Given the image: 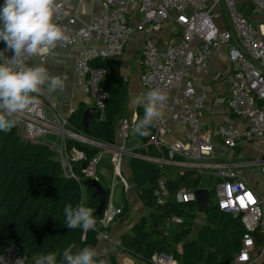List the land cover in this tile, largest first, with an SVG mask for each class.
I'll list each match as a JSON object with an SVG mask.
<instances>
[{"label":"built area","instance_id":"1","mask_svg":"<svg viewBox=\"0 0 264 264\" xmlns=\"http://www.w3.org/2000/svg\"><path fill=\"white\" fill-rule=\"evenodd\" d=\"M93 1L102 6L98 19L78 28L69 17L72 0H56L59 9L56 22L64 28L69 40L59 43L47 55L80 47L76 74L84 85L85 94L93 100L92 107L98 111L96 120L99 122L105 121L109 94L101 86L105 71L92 66L94 60L118 61L126 45L139 33H158L167 23L172 24L171 41L167 47L160 48L146 41L141 51L142 88L146 93L159 87L168 96L164 116L150 127L154 130L150 142L128 145L138 121L129 117L120 121L115 142L90 138L83 131L75 130L69 120L47 109L41 100L34 111L21 115L16 126L18 132L25 140L43 143L54 151L64 174L75 179L84 189L86 181L97 180V169L105 152L112 153L115 173L126 188L128 183L120 169L124 157L176 168L181 172H196L202 177L204 172H212L216 184L213 189H207L215 196L217 207L238 219L245 231L233 264H264V201L247 180L232 173L230 163L222 160L225 154L218 150L214 134L204 132L200 116L208 95L198 91L193 80V71L203 76L210 74L211 58L228 61L231 67L229 107L247 121V126L240 131L231 123L224 124L218 128L217 135L228 150L255 142H260L264 148V0ZM247 3L253 6L252 13L257 20L242 10ZM135 7L138 9L136 14ZM135 15L140 16L138 24L133 23ZM11 55V52L5 53L8 58ZM32 60L26 62L30 64ZM173 125L182 128L180 139H169ZM70 141L87 146L96 154L88 160L84 151L76 147L69 149ZM139 149L145 153H139ZM255 165L264 172L262 161L255 162ZM76 167L81 168L82 176L76 175ZM196 190L180 188L175 199L178 203H196ZM154 196L159 205L167 202L170 191L165 178L158 181ZM124 213V206L115 207L109 201L102 217L96 220L95 228L91 229L97 231L98 246L111 240V226ZM184 221L173 216L166 227L169 230L183 225ZM257 234L262 240L260 247H257ZM35 261L28 263L15 244L7 245L0 253V264H35ZM151 261L153 264H178L167 255H155Z\"/></svg>","mask_w":264,"mask_h":264},{"label":"trees","instance_id":"2","mask_svg":"<svg viewBox=\"0 0 264 264\" xmlns=\"http://www.w3.org/2000/svg\"><path fill=\"white\" fill-rule=\"evenodd\" d=\"M4 48V42L0 41V51ZM112 62L96 59L92 64L104 69L101 86L109 98L105 104V121H92L86 135L108 143L115 142L117 125L126 116L129 87ZM85 109L83 104L80 105L69 119L77 131H83ZM143 114L139 110L137 120ZM148 131L147 136L135 131L139 143L150 142L154 130L149 128ZM68 147L84 151L88 160L96 154L95 150L75 141L68 142ZM138 152L145 153L143 149ZM129 166L137 196L150 215L142 217L131 230L121 235L117 246L121 256H130L142 264H153L151 260L155 255L172 256L178 264H233L245 231L238 219L219 210L212 191L205 224L197 237L189 238L198 206L196 203H178L175 194L180 188H202L203 177L199 173L181 172L134 158ZM75 172L82 176L80 167H76ZM161 178L166 179L170 196L165 204L159 205L154 195ZM212 185L213 180L208 187L213 189ZM83 193L84 188L64 174L57 155L48 146L25 140L16 126L8 133L0 132V253L7 245L15 244L28 263H33L42 254L54 253L57 264H63L62 253L70 245L74 246L73 253L86 247L96 248L99 244L97 231L69 230L65 226L63 209L78 205ZM98 205L99 199L93 196V191H88V207L93 209V215ZM173 216L183 218L184 224L171 227L173 230L167 232L166 223ZM257 235V247H260L262 240ZM95 259L97 264L104 260L103 257ZM111 263L117 264L115 257Z\"/></svg>","mask_w":264,"mask_h":264},{"label":"crops","instance_id":"3","mask_svg":"<svg viewBox=\"0 0 264 264\" xmlns=\"http://www.w3.org/2000/svg\"><path fill=\"white\" fill-rule=\"evenodd\" d=\"M2 5L3 0H0V6ZM137 10V7H135L134 14L137 13ZM101 11L102 6L93 0H72V3L68 8V12L70 13L69 17L74 20V25L78 28L96 21ZM251 16L256 20L258 19L253 13ZM259 19L262 18L260 17ZM139 22L140 16L135 15L133 23L138 24ZM171 26V23H167L163 26L162 31L158 33H139L126 45L121 59L112 62L114 68L119 70L120 75L126 82H128L129 86L128 97L126 99L125 118H137L139 110L144 113L143 106L140 103L145 95V91L140 83V75L142 72V48L146 41H150L160 48L167 47L171 41ZM93 44L96 45V43ZM79 48L58 50L52 55L45 54L30 62V64H43L52 72V74L58 75L64 79L65 88L62 91L48 94L45 90L41 93L39 99L45 104L47 109L55 114L58 113L62 118L67 120L71 118L72 114L80 105L83 104L86 109L93 106L92 98L85 94L84 85L76 74V58ZM230 71L231 67L228 61L216 58H211L210 60V74L208 76H203L196 71H193V80L196 89L198 91H204L208 95L206 107L200 116L202 125L205 133L214 134V140L218 144V150L225 154L222 160L232 165V173L247 180L264 201V172L260 167L259 170H255L257 167L255 162L261 161L264 155L262 144L260 142H255L236 150H228L217 135L218 128L224 124L231 123L240 131L247 126V121L232 112L229 107L231 86L228 81V76ZM118 128L119 123L116 131ZM181 132L182 128L179 125H173V132L169 139H180ZM133 133H135V131ZM132 139L135 143L138 142L135 135H132ZM108 153L112 156L111 152ZM129 165L130 162L124 157L120 169L123 179L129 183L128 187H131L130 192L132 193V195H130V192L127 193L128 188L125 189V193H127L126 206H124L126 207L125 215L112 224L110 229L111 240L101 246L93 248L97 251L98 256L103 257L109 264H112L110 261L113 257H115L117 264H142L130 256H120L116 248V244L119 243L121 235L131 230L142 217H145L144 215L137 218L134 217L135 211L140 207L138 204L142 205L143 203L137 196V187L134 184L132 171ZM211 174L212 172L205 176L207 177L206 180L203 179L202 188L207 189L212 180L213 182L216 181L215 179H212ZM102 176L103 174L97 169V179ZM75 253L76 252H74V254Z\"/></svg>","mask_w":264,"mask_h":264},{"label":"clouds","instance_id":"4","mask_svg":"<svg viewBox=\"0 0 264 264\" xmlns=\"http://www.w3.org/2000/svg\"><path fill=\"white\" fill-rule=\"evenodd\" d=\"M58 12L56 0H3L0 6V41L5 44L0 51V132H10L23 113L34 111L41 103L39 96L43 91L54 94L65 88L64 79L52 74L45 65L26 62L69 40L56 22ZM6 52L12 53L10 58L5 56ZM167 101V93L159 87L145 93L140 101L144 114L135 125L137 134L149 135V128L164 116ZM63 212L69 230L81 228L87 232L95 228L93 209L85 206L83 196L78 205H68ZM73 247L70 245L62 253L65 264H97L95 249L86 247L74 254ZM35 264H57V256L42 254Z\"/></svg>","mask_w":264,"mask_h":264},{"label":"rangeland","instance_id":"5","mask_svg":"<svg viewBox=\"0 0 264 264\" xmlns=\"http://www.w3.org/2000/svg\"><path fill=\"white\" fill-rule=\"evenodd\" d=\"M242 10L244 11V13L248 16L252 15V12L254 11L253 6H251L249 3H247L245 6L241 7ZM225 15V14H224ZM254 28L257 30V25L255 23H253ZM137 140V139H136ZM135 141L131 138L130 142L128 145H134ZM112 156L109 155L108 152H105L102 160L100 162L98 171H100L103 176L97 179V181L99 182V184L106 189L107 191H109L110 193V197H109V201L110 203L114 204L115 207H122V206H126V196L127 193L130 192L131 187H128L127 193H125V186L123 184V182L121 181V179L119 177H117L116 173H115V169H114V165L112 162ZM128 159V161L130 162L131 159L126 157ZM255 170H259V167L255 168ZM208 174V172H204V176L203 179L206 180L207 177H205ZM129 184V183H128ZM131 184V183H130ZM216 184V181L213 182V185L211 186L214 187V185ZM130 186V185H129ZM133 187V186H132ZM130 195H132V193L130 192ZM83 197H84V203L85 206L88 207V191L85 188L84 189V193H83ZM140 207L135 211V218L144 215L145 217H149L150 212L148 210H146L144 208V205H140L138 204ZM197 217L196 219L192 222V231L191 234L189 236L190 239L195 238L198 236V232L199 229L202 227L203 224H205V220H206V216L205 214H200L199 212H197ZM173 228V227H172ZM169 229V230H173V229ZM168 232V229L166 230ZM97 257H100L96 256ZM110 261V259H109ZM111 262V261H110Z\"/></svg>","mask_w":264,"mask_h":264},{"label":"water","instance_id":"6","mask_svg":"<svg viewBox=\"0 0 264 264\" xmlns=\"http://www.w3.org/2000/svg\"><path fill=\"white\" fill-rule=\"evenodd\" d=\"M98 111L95 107H88L83 113L82 127L85 135L89 134L90 123L97 119ZM39 145H45L43 143H37ZM264 164V155L261 159ZM85 168V165L82 166ZM87 191H93V196L99 199V205L94 213L95 218H101L103 213L106 210V207L109 203L108 191L104 189L97 180H89L84 183ZM197 196V206L198 212L200 214H205L209 207L210 191L209 189L200 188L195 191ZM170 232V231H169ZM104 264H109L107 261L103 260ZM99 264V263H98Z\"/></svg>","mask_w":264,"mask_h":264}]
</instances>
